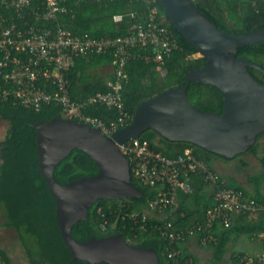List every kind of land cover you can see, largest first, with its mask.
Here are the masks:
<instances>
[{
  "label": "trees",
  "instance_id": "16d2710c",
  "mask_svg": "<svg viewBox=\"0 0 264 264\" xmlns=\"http://www.w3.org/2000/svg\"><path fill=\"white\" fill-rule=\"evenodd\" d=\"M190 1L222 31L250 32L264 27V0ZM38 5L39 0H33L29 9H35ZM64 5L68 12L57 13L55 19L51 20L36 21L27 13L23 14L28 22L35 25L54 27L60 24L76 35L88 33L90 36L100 37L125 35L130 27L143 22L148 9L155 6L158 16L162 17V22L173 32L178 47L164 56L160 62L146 61L142 56L152 57V49L139 48L135 50L138 54L125 63L121 98L123 108L129 115L126 125L131 122L134 109L142 100L149 99L165 89L183 85L188 68H199L205 63V58L198 54L197 49L172 28L157 0H150V3L144 0H67ZM0 13L4 17H10L9 21L16 26H22L23 20L13 10L0 7ZM115 15H120L121 19L115 21ZM236 56L264 67V45L239 47ZM112 60L111 52L73 57L69 69L72 99L80 100L98 91H108V80L113 79L114 76L113 67L111 74L105 77L94 75V71L100 66L111 64ZM248 70L264 85L263 72L253 67H248ZM186 92L188 102L197 109L222 113L223 98L217 87L201 82H189ZM84 113L100 118L106 125L114 121L117 116L115 108L99 104L87 106ZM0 117L10 122L7 137L0 141V205L3 208L4 225L18 233L28 264H87L85 261L72 260L57 224L54 197L47 187L45 177L37 169L36 132L33 123L39 120L49 121L54 117L63 118L61 107L50 103L35 111L32 108L13 104L11 101H4L0 102ZM119 128L121 127L117 130ZM263 136L264 133L259 134L256 142L246 152L230 159L238 160L239 165L245 168L248 164L242 159L243 155L252 153L258 157L261 171L247 176V181L253 184L254 188L251 194L234 179L224 181L219 175L221 185L239 189L248 198L262 204H264V147L260 154L257 147ZM139 139L147 140L152 148L168 157H176L190 150L196 158L202 159L210 167L212 159H224L189 142L168 141L151 129L144 131ZM97 172L95 161L83 151L74 149L55 166L53 177L58 183L65 184ZM196 177L201 184H209L202 176L196 175ZM130 179L142 193L141 197L98 199L90 206L87 218L77 221L72 226L71 235L77 241H84L90 237L120 234L131 245L152 247L158 257V264H172L165 254L167 239L153 229L152 225H162L164 221H170L173 228L179 230L197 219L202 220L206 210L214 203L213 195L210 198L206 197L203 202L200 198L206 196V190L203 191V187L193 186L194 189L190 194L179 193L176 206L164 210L165 218L147 216L144 227H141L140 221L135 224L127 214L145 212L148 200L154 198L157 191L155 188L141 186L133 178ZM237 214L241 217L248 216L234 212L229 227H223L219 223L213 225L216 241L206 246L213 248V256L218 260L226 252L232 235L263 234V237L258 239V245L261 251H264V210L253 214L254 217L246 219L247 222L239 226L233 224ZM103 220H106L107 225L105 231L99 229V224ZM196 236L198 239L200 233ZM178 243L177 247H179ZM241 255L243 253L235 257L237 264H241L239 260ZM186 260L188 256L179 252L177 264H184ZM0 264H12L2 248H0ZM96 264H104V262Z\"/></svg>",
  "mask_w": 264,
  "mask_h": 264
},
{
  "label": "water",
  "instance_id": "95a60500",
  "mask_svg": "<svg viewBox=\"0 0 264 264\" xmlns=\"http://www.w3.org/2000/svg\"><path fill=\"white\" fill-rule=\"evenodd\" d=\"M169 24L205 58L202 67H189L184 84L142 100L131 122L110 136L98 127L70 118L36 121L37 169L43 174L55 201L61 237L72 260L87 264H158L152 247L129 244L120 234L77 241L72 226L87 218L100 198L116 200L141 197L131 182L126 157L118 143L139 138L151 129L173 142H189L230 160L246 152L264 133V85L249 72L264 67L236 56L239 47L264 45V27L250 32H226L209 21L190 0H157ZM189 82L211 84L223 98L222 113L202 111L188 102ZM74 149L92 158L98 172L60 184L55 166Z\"/></svg>",
  "mask_w": 264,
  "mask_h": 264
},
{
  "label": "built area",
  "instance_id": "2783aa9c",
  "mask_svg": "<svg viewBox=\"0 0 264 264\" xmlns=\"http://www.w3.org/2000/svg\"><path fill=\"white\" fill-rule=\"evenodd\" d=\"M67 0H39L35 9H29L33 0H0V7L13 10L23 20L22 26L11 23L10 17L0 13V102L11 101L39 111L44 105L54 103L61 107L65 118L98 127L110 136L118 127L126 125L128 113L123 108L121 89L125 63L139 48H151L153 55H143L146 61H158L178 47L173 32L158 16L157 8L151 6L145 20L130 27L125 35L93 37L88 33L76 35L64 26L35 25L25 19L27 13L34 20L55 19L57 13H67ZM150 3V0H144ZM121 19L115 15L114 20ZM111 52L113 56V79L108 80L109 90L95 92L80 100L70 95L69 69L73 57L89 53ZM99 104L115 108L117 116L106 125L100 118L84 113L89 105ZM126 157L130 177L143 187L155 188L157 194L148 200L143 213L127 214L130 219L144 227L146 211L163 212L177 203L178 192L193 191L191 176L197 174L213 186V205L205 212L202 220L194 221L183 229L175 230L170 221L162 225L153 224V229L167 239L165 254L172 264L178 263L179 251L175 244L185 236L200 233L202 245L213 243L215 237L210 228L219 223L231 225L234 212L255 213L264 210V204L256 203L239 189L225 187L219 183V174L190 150L176 157H168L152 148L147 140L133 138L118 143ZM100 211V209L98 210ZM99 229H107L106 220ZM241 264H264V251L254 255L243 254Z\"/></svg>",
  "mask_w": 264,
  "mask_h": 264
},
{
  "label": "crops",
  "instance_id": "0c3cea01",
  "mask_svg": "<svg viewBox=\"0 0 264 264\" xmlns=\"http://www.w3.org/2000/svg\"><path fill=\"white\" fill-rule=\"evenodd\" d=\"M112 70L113 69H112L111 64L103 65V66L98 67L94 71V75L97 74L100 77L109 76ZM70 87H71V83H70ZM9 129H10L9 120L0 117V141H3L7 137ZM0 152H1V147H0ZM248 154L253 155L252 153H248ZM249 158L250 157L242 158L248 164L247 167L245 168L239 165L238 160H224L221 158L212 159L211 167H213L214 170L218 172L222 180L228 181V179L230 178L234 179L239 185L243 186L245 191L251 194L254 188H253V184L247 181V176L260 172L262 168H261L259 161H258L259 163L258 167L252 166ZM0 162H1V158H0ZM236 162H237V165H235ZM236 166H239L240 170ZM250 169L252 170L254 169L255 171L251 173ZM241 170H243V172H241ZM237 171H240V173L238 174ZM196 175L197 174H193L191 176L192 187L193 186L203 187L202 188L203 191L206 190V193H205L206 196L205 197L201 196L200 198L201 201L204 202L206 197L210 198L213 195L214 188L210 183L208 185L201 184L198 178L196 177ZM180 192H178V195ZM190 193H185V194H190ZM177 203H178V196H177ZM177 203L174 206H176ZM256 213L257 212L244 213V215H248L246 216L247 218L245 216L241 217L239 214H237L234 217L233 224L237 226L242 225L247 222L246 219H250L251 217H254L253 214H256ZM146 214L147 216L155 217L158 219H163L166 216L164 211L161 213H157L154 211H146ZM0 215L3 218V208L1 205H0ZM199 220L201 219H197L196 221H199ZM4 222H5V219L3 218V220L0 222V229H4V230L6 229V230H12V231L14 230L10 227L5 226ZM213 230H214V226L210 228V232L215 237L214 241H216V235H215L216 233H214L215 231ZM8 232L10 233V237L15 238V240L10 239L7 243H19V245L22 248L20 250L17 247V251H12V250L6 251L4 249L8 257L10 258L11 263L12 264H28V258L21 245V241L19 239L18 233L16 231H15L16 234L12 233L11 231H8ZM260 237H263V234H257V235H252V236H248L245 234H241L239 236L232 235L231 239L228 241L226 252L221 256L219 260L214 258L213 248L208 247L206 245H202L199 241V238L197 239L196 235L184 237L183 239L180 240L181 241L180 243H178L179 241L177 242L179 247H177L176 245L177 243L175 244V246L182 255L188 256V260H186L184 264H237L235 257L239 255V253L254 255L259 252H262L260 246L258 245L259 243L258 239H260Z\"/></svg>",
  "mask_w": 264,
  "mask_h": 264
},
{
  "label": "rangeland",
  "instance_id": "374dc122",
  "mask_svg": "<svg viewBox=\"0 0 264 264\" xmlns=\"http://www.w3.org/2000/svg\"><path fill=\"white\" fill-rule=\"evenodd\" d=\"M263 147H264V136L258 142V147H257L258 154L261 153V150H262ZM245 157H250L249 159L251 161V165L258 167L259 163H258V157L257 156H254V155H251V154L247 153V154L242 156V158H245ZM235 165H237V162L235 163ZM236 167L240 170L239 166H236ZM254 171H255L254 169L253 170L250 169L251 173H253ZM241 172H243V170H241ZM237 173L239 174L240 171H237ZM2 220H3V218L0 215V222ZM8 231H11L12 233L16 234L14 230L12 231V230L0 229V248L5 249L6 251H11V250L12 251H17V247H18L21 250L22 248L19 245V243H7L10 239L11 240H15V238H11L10 237V233ZM10 242H12V241H10Z\"/></svg>",
  "mask_w": 264,
  "mask_h": 264
}]
</instances>
